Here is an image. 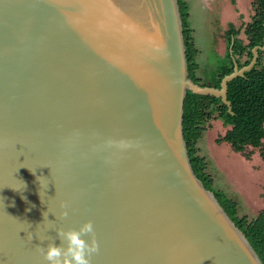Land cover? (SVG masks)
<instances>
[{"label":"water","instance_id":"obj_1","mask_svg":"<svg viewBox=\"0 0 264 264\" xmlns=\"http://www.w3.org/2000/svg\"><path fill=\"white\" fill-rule=\"evenodd\" d=\"M258 50L200 86L178 0H0V264H47L40 247L88 221L91 264H262L182 125L188 92L230 111Z\"/></svg>","mask_w":264,"mask_h":264},{"label":"trees","instance_id":"obj_2","mask_svg":"<svg viewBox=\"0 0 264 264\" xmlns=\"http://www.w3.org/2000/svg\"><path fill=\"white\" fill-rule=\"evenodd\" d=\"M178 5L184 25L183 38L189 78L200 86L219 89L223 77L231 74L235 66L238 69L247 66L253 58L252 50L264 44V0H254V15L244 31L247 45H243L242 40L236 38L238 31L230 25L225 33L228 45L226 56L211 73L210 81L202 84L195 78L198 67L194 59L197 52L193 46L191 31L187 27V7L182 0H178ZM257 53L254 67L245 72L243 77H237L228 83L227 100L231 105L230 111L220 98L191 92L185 97L182 123L184 140L193 172L207 190L209 187L202 174L203 159L196 156L195 149L196 143L205 131L206 122L216 119L224 127L229 128L217 141L227 143L235 153H242L246 159H249L250 154L244 153V150L250 146L261 150L260 155L264 158V50H258ZM244 54L247 59L240 62V57ZM216 199L235 226L244 233L264 264V210L255 218L248 220L245 217L235 216L236 209L233 203L221 196Z\"/></svg>","mask_w":264,"mask_h":264},{"label":"rangeland","instance_id":"obj_3","mask_svg":"<svg viewBox=\"0 0 264 264\" xmlns=\"http://www.w3.org/2000/svg\"><path fill=\"white\" fill-rule=\"evenodd\" d=\"M182 1L187 7V27L197 52L194 59L198 67L195 78L205 84L226 56L228 45L225 33L230 25L238 31L236 38L247 45L244 31L254 15V0ZM246 59L244 54L240 62ZM204 129L195 149L196 156L203 159L202 174L208 190L214 196L233 203L236 217L255 218L264 210V158L260 155L261 150L246 147L244 153L250 154L246 159L244 154L235 153L227 143L217 141L229 129L219 120L206 122Z\"/></svg>","mask_w":264,"mask_h":264},{"label":"clouds","instance_id":"obj_4","mask_svg":"<svg viewBox=\"0 0 264 264\" xmlns=\"http://www.w3.org/2000/svg\"><path fill=\"white\" fill-rule=\"evenodd\" d=\"M68 213H61L66 218ZM60 245L49 243L46 248L40 247L47 264H91V257L98 253L99 245L95 239L94 227L91 221L84 223L79 230H57ZM89 237L86 241L84 237Z\"/></svg>","mask_w":264,"mask_h":264}]
</instances>
